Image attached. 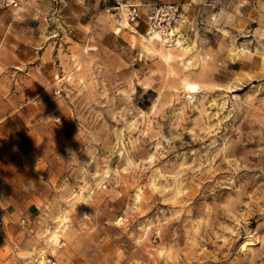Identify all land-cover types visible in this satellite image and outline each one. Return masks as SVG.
<instances>
[{
  "label": "rangeland",
  "instance_id": "rangeland-1",
  "mask_svg": "<svg viewBox=\"0 0 264 264\" xmlns=\"http://www.w3.org/2000/svg\"><path fill=\"white\" fill-rule=\"evenodd\" d=\"M210 1L171 48L124 7L0 8V264H264V0Z\"/></svg>",
  "mask_w": 264,
  "mask_h": 264
},
{
  "label": "crops",
  "instance_id": "crops-1",
  "mask_svg": "<svg viewBox=\"0 0 264 264\" xmlns=\"http://www.w3.org/2000/svg\"><path fill=\"white\" fill-rule=\"evenodd\" d=\"M79 1V10L82 11V13H85L86 16L85 18H89L91 20V22L93 20H95V18H97L99 15H102L104 13H109L111 12V10L114 9L115 7V1L114 0H78ZM128 4H138L141 6V10H144V7L146 5L149 4H157V3H176L180 6L182 12H184V16H191V13L194 11V9L201 5L207 9L208 7H210L212 5L210 0H125ZM22 45H24L25 47H21ZM26 47H28L29 49H27ZM35 54H36V49L34 47L28 46V44H18V47L16 49V57L18 60H20L23 63H29L31 62L34 58H35ZM236 65V62L233 63V65ZM45 88V81L43 80L42 77H37L35 78L30 86H29V90L28 93L31 97H35L38 94H40L41 92H43ZM28 107H30V109L32 110V105H29ZM32 111H30V113L25 112L24 114H31ZM20 117V120L17 121V119H9V123L11 124H15L17 122V124L22 125V118L20 116V114L18 115ZM31 117V116H30ZM24 123V122H23ZM1 131V129H0ZM3 133L9 134V132H5V130L3 129ZM1 157V156H0ZM4 159L2 161V165L0 167V188L2 190V194H7V185H9V187L11 188H15L16 186L13 185L5 176V169H4ZM16 175V172L14 173ZM20 175V173L18 174ZM16 180H14L15 182ZM8 187V188H9Z\"/></svg>",
  "mask_w": 264,
  "mask_h": 264
},
{
  "label": "built area",
  "instance_id": "built-area-1",
  "mask_svg": "<svg viewBox=\"0 0 264 264\" xmlns=\"http://www.w3.org/2000/svg\"><path fill=\"white\" fill-rule=\"evenodd\" d=\"M23 1L27 0H0V8L17 9L20 8ZM115 8L126 9V17L129 22L138 23L142 17L146 20L149 28L163 30L168 35L182 18V10L176 3H157L149 4L141 10L138 4H128L125 0H114Z\"/></svg>",
  "mask_w": 264,
  "mask_h": 264
},
{
  "label": "bare ground",
  "instance_id": "bare-ground-1",
  "mask_svg": "<svg viewBox=\"0 0 264 264\" xmlns=\"http://www.w3.org/2000/svg\"><path fill=\"white\" fill-rule=\"evenodd\" d=\"M123 18H124V16H123ZM123 20H125V19H123ZM126 21V20H125ZM127 23V22H126ZM149 29H151L150 30V32H149V36H148V38H147V41L150 43V44H152V45H154L155 43H160V44H162V45H166V46H168V47H170V46H172V45H175V44H178L181 40L179 39V34H178V36H176V34H175V38H168V39H166L165 38V34H164V31L163 30H157V29H154V28H152V27H150ZM116 31L118 32L119 31V28H117L116 29ZM173 31V30H172ZM172 31L170 32V33H172ZM170 33L168 34V35H170ZM176 33V32H175ZM174 36V35H173ZM180 40V41H179ZM179 46H180V44H179ZM177 47V46H176ZM171 48V47H170ZM90 50H92V49H94V48H89ZM171 52H168V53H166L165 55H164V57L166 58V59H169L170 57H171ZM110 176V174H108V172L107 171H105L104 172V178H108ZM58 238H59V234L58 233H56V232H54L52 235H51V237H50V239L49 240H51V241H54V242H56L57 240H58ZM244 245V244H243ZM245 247H246V245H245Z\"/></svg>",
  "mask_w": 264,
  "mask_h": 264
}]
</instances>
